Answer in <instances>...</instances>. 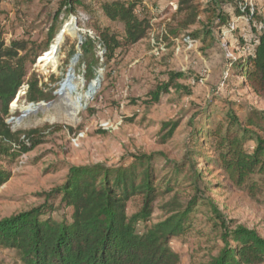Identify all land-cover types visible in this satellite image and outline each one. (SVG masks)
Instances as JSON below:
<instances>
[{"label": "rangeland", "instance_id": "rangeland-1", "mask_svg": "<svg viewBox=\"0 0 264 264\" xmlns=\"http://www.w3.org/2000/svg\"><path fill=\"white\" fill-rule=\"evenodd\" d=\"M63 1L0 0V29L5 42L23 38L32 43L34 62L27 64V77L36 74L39 85L45 91L53 90L54 95L52 100L35 102L40 106L49 102L53 104L43 106L19 123L13 121L10 124L14 129L22 130L40 129L45 125L60 127L40 132L43 143L31 151L21 152L10 167V179L0 185V220L48 202L54 203L56 208L59 201L53 197L52 191L64 183L74 167L112 165L120 160L153 154L154 167L161 177L168 170L159 155L182 161L196 153L193 160L198 161L196 166L203 171V156L212 158L216 154L208 152L202 140L195 146L198 140H191L195 138L192 131L200 127L214 128L220 123L224 133L228 124L226 113L235 114L243 120L250 114L258 125L264 127V98L257 97L248 88H238L232 68L233 59L250 52L254 39L252 27L258 30L263 27L260 22L251 21L248 14L237 16L235 9L246 6L263 18L264 0H217L219 6L216 9L229 17L228 23L219 26L218 19L208 21L203 13L201 20L212 28L213 39L207 38L202 42L199 38L191 44L181 38L188 33L168 37L167 40L164 38V23L175 10V0H141L138 15L151 20L149 36L124 50H118L110 61L97 54L92 40V51L99 59L97 63H91L86 74L85 65L80 60L82 43L90 35H98V28L102 27H109L110 31L120 36L123 25L110 21L99 9L102 1L111 0H96L92 11L76 5L74 12L68 11ZM200 1L203 4L210 2ZM85 3L89 4L91 0H85ZM71 18L75 21L73 30L63 34L65 40L55 49L50 66L44 68L43 57L63 22ZM77 54L79 59L73 66L71 78L78 87L77 91L68 92L71 93L69 101L59 99L56 93ZM171 73L182 75L175 79L177 90L161 95L158 102L143 103L149 92L166 81ZM95 79L92 98L86 105L83 99L81 108L75 110L71 101L79 94L86 98L89 83ZM23 100L16 101L17 108L15 106L12 113L14 117H19L24 105L30 103L27 99L26 102ZM73 109L77 113H73ZM172 124L176 126L171 137L163 141ZM249 128L264 137V128ZM4 163L0 160V165ZM209 169L212 176L207 174L198 186L223 218H215L208 205H197L192 230L173 238L170 243L179 255V264H209L211 257L222 246L220 235L225 220L229 230L235 227L253 229L264 239V184L260 190L250 193L247 188L227 180L222 169L218 170L214 165ZM254 177L257 179L258 175ZM182 187L179 191L189 196L192 189L183 190ZM185 199L187 201L188 197ZM138 203L137 198L132 200L130 211H134ZM63 211L56 210L52 216L58 218ZM160 216L156 209L152 221ZM0 264L20 262L13 250L0 246Z\"/></svg>", "mask_w": 264, "mask_h": 264}, {"label": "trees", "instance_id": "trees-1", "mask_svg": "<svg viewBox=\"0 0 264 264\" xmlns=\"http://www.w3.org/2000/svg\"><path fill=\"white\" fill-rule=\"evenodd\" d=\"M175 1V10L164 23L165 40L182 33H188L192 40L200 38L202 42L213 39L212 28L201 20L203 13L208 21L218 19L219 26L228 23L229 17L216 9L219 6L217 0L206 4L200 0ZM95 2L64 0L63 4L71 12L75 11L76 5L92 11ZM213 2L216 5L213 6ZM140 5L141 0L100 3L99 9L106 18L123 25L120 36L109 27L98 28L106 61L114 58L118 50L149 36L151 20L138 15ZM235 14H248L251 21L263 24L260 30L252 27L254 39L250 52L233 59L232 68L238 88H248L257 97L264 98V17L246 6L236 7ZM198 25L202 27L192 29ZM2 35L0 29V160L5 162L0 165V185L10 179V167L21 152L31 151L43 143L40 132L60 128L45 125L40 129L22 130L6 123L9 105L26 78L28 101H49L54 95L53 90L45 91L39 85L36 74L27 77V64L34 62L32 43L23 38L6 43ZM92 43L87 38L80 46L85 74L91 63H97L99 59L92 51ZM168 77L149 92L143 103L158 102L161 95L177 90L175 79L182 75L171 73ZM225 118L228 124L224 133L220 123L214 128L200 127L192 131L196 139L191 140H198L195 146L202 140L206 150L216 154L212 158L203 156V171L198 170V161L193 160L196 153L182 161L159 155L168 170L161 177L154 167L153 154L120 160L112 165L74 167L64 183L52 191L59 201L56 208L54 203L48 202L0 220V246L13 250L20 264H179V255L170 243L173 238L192 230L197 205H208L215 218H223L198 186L207 174L212 176L210 166L222 169L227 180L247 188L250 193L260 190L264 184V137L249 128L264 127L250 114L245 120L228 113ZM175 126L172 124L163 141L171 137ZM182 185L183 190L192 189L189 196L179 191ZM185 197H188L187 201ZM136 198L139 203L134 206V211H130V202ZM60 209L64 210L62 215L53 217L52 213ZM156 209L161 216L152 221ZM220 237L222 246L209 264H264V239L253 229L235 227L229 230L225 220Z\"/></svg>", "mask_w": 264, "mask_h": 264}, {"label": "bare ground", "instance_id": "bare-ground-1", "mask_svg": "<svg viewBox=\"0 0 264 264\" xmlns=\"http://www.w3.org/2000/svg\"><path fill=\"white\" fill-rule=\"evenodd\" d=\"M75 18V17H74ZM74 18H71L65 22H63V26L60 28V30L58 31L54 41L51 43L50 47H49V50L46 52V55L43 57L44 59V62H43V67L45 68L46 66H50L52 60H53V57H54V54H55V49L57 48V46L59 45L60 42L64 41L65 40V37L63 34L67 32V34L69 32H71L73 30V25H74ZM76 20V19H75ZM66 34V35H67ZM68 39V38H66ZM77 62V59H73L72 62H71V65L70 67L68 68V71L66 72V77L64 79V81L62 82L61 86H59V90L57 92V95L59 96V99H66L69 101V97H70V94L71 93H68L70 90H72V93L76 92L77 91V86L73 84V80L71 79L72 76H73V66L74 64H76ZM97 80H93L92 82H90L89 84V87H88V91L86 93V98L85 97H82L80 96V94L75 98V100L71 101V105L73 104V107L75 108V110H79L81 108V103L83 101V99H85V102L88 101V98L91 96V94L93 93L94 91V86L96 84ZM48 104V103H47ZM41 105L39 106L38 108H33L31 107L30 105L29 106H26L24 107V110H25V113L28 114L27 116H29L30 114H33L34 112L38 111L39 109H41L43 106H49V105ZM53 104V103H51ZM77 111H74L73 109V113H77Z\"/></svg>", "mask_w": 264, "mask_h": 264}, {"label": "built area", "instance_id": "built-area-1", "mask_svg": "<svg viewBox=\"0 0 264 264\" xmlns=\"http://www.w3.org/2000/svg\"><path fill=\"white\" fill-rule=\"evenodd\" d=\"M88 38H90L91 40H94V43L96 45L97 54L100 57H102L103 52H104V44H103V41L101 40V38L99 37V35H96V34L90 35ZM181 38L184 40V42L189 43V44H191L193 41H195V40H192L188 35L182 36ZM152 42H154V40H152ZM28 89H29V83H28L27 78H26L17 90V93H16L17 97L15 96V98L13 99V101L9 105V114L7 115V117L5 119V121L8 125L11 126L10 123L13 121H15V123H19L24 117H27L28 114L25 113L24 107L30 105L31 107L36 109L40 106L39 104H35V102H30V103H27V105H24V107L22 108V112H21L19 117H14L12 115V113L14 111L13 108L16 106L17 100L22 98V99H24L23 102H26ZM42 105H44V104H42ZM16 108H17V106H16ZM22 138H24V136H22Z\"/></svg>", "mask_w": 264, "mask_h": 264}, {"label": "water", "instance_id": "water-1", "mask_svg": "<svg viewBox=\"0 0 264 264\" xmlns=\"http://www.w3.org/2000/svg\"><path fill=\"white\" fill-rule=\"evenodd\" d=\"M81 43V41L79 40V42H78V44H80ZM74 58H76V59H78V54L74 57ZM92 98V96H90L89 98H88V100H90ZM52 102H49L47 105H50ZM85 105H86V102H85Z\"/></svg>", "mask_w": 264, "mask_h": 264}]
</instances>
